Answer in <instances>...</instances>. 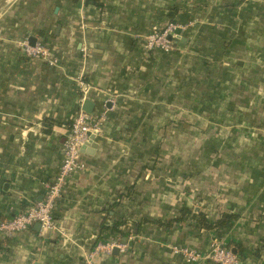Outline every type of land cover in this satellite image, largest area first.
<instances>
[{"label": "crops", "instance_id": "crops-1", "mask_svg": "<svg viewBox=\"0 0 264 264\" xmlns=\"http://www.w3.org/2000/svg\"><path fill=\"white\" fill-rule=\"evenodd\" d=\"M94 1L0 0V221L43 199L61 166L73 116L85 100L92 103V116L106 117L93 143L81 151L85 169L71 175L52 212L55 229L33 224L0 239V264H188L173 247L207 251L214 241L243 262L264 264V167L257 164L264 155L250 154L254 166L232 174L158 169L164 136L153 130L163 133L164 112L180 93L176 71L186 58L190 31L169 53L146 55L139 42L167 22L190 16L195 4ZM262 2L254 0L248 92L264 105ZM24 39L54 50L58 65L26 58L19 46ZM80 82L90 88L86 96ZM260 112L254 126L264 133ZM258 137L263 138L253 139ZM182 207L205 213L211 222L224 213L237 214V220L228 230H204L191 218L169 222ZM118 225L123 237L112 230ZM98 243L125 249L114 247L111 255L90 260Z\"/></svg>", "mask_w": 264, "mask_h": 264}, {"label": "rangeland", "instance_id": "rangeland-1", "mask_svg": "<svg viewBox=\"0 0 264 264\" xmlns=\"http://www.w3.org/2000/svg\"><path fill=\"white\" fill-rule=\"evenodd\" d=\"M190 4H195L190 7L192 14L174 21L190 25L185 31L190 34L184 33L189 45L176 71L179 97L167 105L163 133L153 130L164 136V161L158 169L174 168L183 175L195 171L201 176L206 171L232 174L252 168L250 154L264 155L263 129L254 126L259 122L258 110L264 117V105L248 92L253 74L254 0H190ZM191 105L198 106L197 112L188 110ZM174 107L184 111L175 113ZM255 136L263 138L254 140ZM259 163L264 167V161ZM214 184L221 182L214 178Z\"/></svg>", "mask_w": 264, "mask_h": 264}, {"label": "built area", "instance_id": "built-area-1", "mask_svg": "<svg viewBox=\"0 0 264 264\" xmlns=\"http://www.w3.org/2000/svg\"><path fill=\"white\" fill-rule=\"evenodd\" d=\"M190 25L178 22H170L160 30L150 32L140 39V49L148 55L153 52L169 53L176 50L175 40L178 39ZM171 38V40L169 39ZM23 54L30 59L44 60L49 66L58 65V60L53 51L41 42L31 44L24 39L19 44ZM83 95L86 96L90 88L80 82ZM106 117L104 114L92 116L82 110L76 112L63 142L62 162L57 176L46 186L43 199L30 209L17 214L10 219L0 221V239L11 237L17 233L26 231L33 224H38L43 230L52 231L55 223L52 212L57 202L62 198L68 180L74 173L85 169L81 161V151L90 141V135H97L102 130ZM114 247L125 249L119 243H98L91 252L89 259L104 253L111 255ZM175 255L180 256L188 264L210 262L212 264H248L243 262L230 248H225L214 241L209 250L201 251L188 246L172 248Z\"/></svg>", "mask_w": 264, "mask_h": 264}, {"label": "trees", "instance_id": "trees-1", "mask_svg": "<svg viewBox=\"0 0 264 264\" xmlns=\"http://www.w3.org/2000/svg\"><path fill=\"white\" fill-rule=\"evenodd\" d=\"M88 2H91L92 4L95 3L94 0H88ZM172 14H173V12H172ZM174 14H175V12H174ZM52 51L54 52V50H52ZM28 59H30V58H28ZM185 218H191L193 221H195L198 228H201L204 230H220V229H227L228 230L233 226V223L237 220V214L224 213L220 216V218L218 220L211 222L205 213H203V212L195 213L193 209H189L187 207H182L179 210L177 217H175L173 220H171L169 222H172V221L180 222ZM158 224L162 225V226L167 225V223L163 224L161 222H158ZM112 230L117 232L121 237L124 236L123 233L119 230V225L113 226ZM225 248H227V247H225ZM240 259L242 260V258H240Z\"/></svg>", "mask_w": 264, "mask_h": 264}, {"label": "water", "instance_id": "water-1", "mask_svg": "<svg viewBox=\"0 0 264 264\" xmlns=\"http://www.w3.org/2000/svg\"><path fill=\"white\" fill-rule=\"evenodd\" d=\"M169 39L171 40V38L169 37ZM179 39V38H178ZM34 41V40H33ZM176 41V40H175ZM182 42H186V39H182L181 40ZM31 44H34V42H32ZM180 47H184L183 44L179 45ZM82 111H84L85 113L87 114H93V111H92V103H90L88 100H85L84 103H83V106H82ZM94 137L93 135H90V142L93 143V140H94ZM94 146V145H93ZM116 249L115 248V252H116ZM234 252V251H233Z\"/></svg>", "mask_w": 264, "mask_h": 264}]
</instances>
